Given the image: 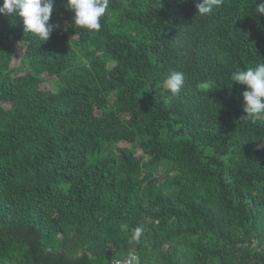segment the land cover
<instances>
[{
    "label": "trees",
    "instance_id": "1",
    "mask_svg": "<svg viewBox=\"0 0 264 264\" xmlns=\"http://www.w3.org/2000/svg\"><path fill=\"white\" fill-rule=\"evenodd\" d=\"M198 2L109 0L88 32L54 0L44 42L0 14V264H264V114L231 81L261 0Z\"/></svg>",
    "mask_w": 264,
    "mask_h": 264
},
{
    "label": "clouds",
    "instance_id": "2",
    "mask_svg": "<svg viewBox=\"0 0 264 264\" xmlns=\"http://www.w3.org/2000/svg\"><path fill=\"white\" fill-rule=\"evenodd\" d=\"M219 0H200L196 3L197 12L210 13ZM67 9L74 15V26L88 32L99 31L101 18L106 14L109 0H66ZM54 0H3L0 14L12 13L22 18L24 29L37 36L42 42L47 41L53 31L49 23L53 12ZM257 13L264 15V0L256 6ZM231 81L246 86L242 92L245 118L259 119L264 114V63L255 67L234 71ZM164 83L172 94H178L184 83V73L172 71Z\"/></svg>",
    "mask_w": 264,
    "mask_h": 264
},
{
    "label": "rangeland",
    "instance_id": "3",
    "mask_svg": "<svg viewBox=\"0 0 264 264\" xmlns=\"http://www.w3.org/2000/svg\"><path fill=\"white\" fill-rule=\"evenodd\" d=\"M23 47L24 46L22 45L21 42L20 43H16L14 56H13V59H12V62H11L12 66H16V65L19 64L20 59H21V55H22V51H23ZM43 86L47 87V88H51L52 87V85H51V83L49 81L44 82ZM118 145L119 146L126 145V142L121 141Z\"/></svg>",
    "mask_w": 264,
    "mask_h": 264
},
{
    "label": "water",
    "instance_id": "4",
    "mask_svg": "<svg viewBox=\"0 0 264 264\" xmlns=\"http://www.w3.org/2000/svg\"><path fill=\"white\" fill-rule=\"evenodd\" d=\"M129 261V264H138V258L133 252L129 254Z\"/></svg>",
    "mask_w": 264,
    "mask_h": 264
},
{
    "label": "built area",
    "instance_id": "5",
    "mask_svg": "<svg viewBox=\"0 0 264 264\" xmlns=\"http://www.w3.org/2000/svg\"><path fill=\"white\" fill-rule=\"evenodd\" d=\"M129 256L125 260H117L114 262V264H129Z\"/></svg>",
    "mask_w": 264,
    "mask_h": 264
}]
</instances>
